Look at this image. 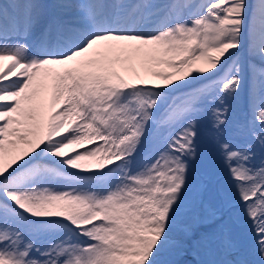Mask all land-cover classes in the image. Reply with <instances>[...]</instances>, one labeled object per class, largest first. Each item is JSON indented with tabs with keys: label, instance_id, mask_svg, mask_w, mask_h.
Here are the masks:
<instances>
[{
	"label": "snow or ice",
	"instance_id": "1",
	"mask_svg": "<svg viewBox=\"0 0 264 264\" xmlns=\"http://www.w3.org/2000/svg\"><path fill=\"white\" fill-rule=\"evenodd\" d=\"M189 252L264 264V0L0 2V264Z\"/></svg>",
	"mask_w": 264,
	"mask_h": 264
},
{
	"label": "rangeland",
	"instance_id": "2",
	"mask_svg": "<svg viewBox=\"0 0 264 264\" xmlns=\"http://www.w3.org/2000/svg\"><path fill=\"white\" fill-rule=\"evenodd\" d=\"M200 153L201 160L199 162V167L209 169L221 177V182L225 176V171L223 169L222 163L216 155L214 146L206 136H202L200 140ZM71 149L67 150L70 151ZM212 228L211 225L204 226L202 231H210ZM182 260L189 262V264H195V261L198 259L196 256L192 255L190 252L183 257Z\"/></svg>",
	"mask_w": 264,
	"mask_h": 264
},
{
	"label": "bare ground",
	"instance_id": "3",
	"mask_svg": "<svg viewBox=\"0 0 264 264\" xmlns=\"http://www.w3.org/2000/svg\"><path fill=\"white\" fill-rule=\"evenodd\" d=\"M0 2H1V0H0ZM2 2H3V0H2ZM40 2H42V3H50L51 0H40ZM164 70L167 71V69H164ZM70 151H73V149H71Z\"/></svg>",
	"mask_w": 264,
	"mask_h": 264
}]
</instances>
